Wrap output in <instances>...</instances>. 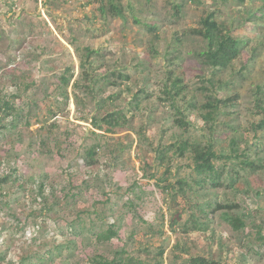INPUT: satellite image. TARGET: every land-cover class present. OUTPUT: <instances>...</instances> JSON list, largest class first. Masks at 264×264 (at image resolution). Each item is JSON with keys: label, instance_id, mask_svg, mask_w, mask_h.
Returning <instances> with one entry per match:
<instances>
[{"label": "rangeland", "instance_id": "obj_1", "mask_svg": "<svg viewBox=\"0 0 264 264\" xmlns=\"http://www.w3.org/2000/svg\"><path fill=\"white\" fill-rule=\"evenodd\" d=\"M113 1L0 0V264H264V0ZM210 15L242 41L226 68Z\"/></svg>", "mask_w": 264, "mask_h": 264}, {"label": "trees", "instance_id": "obj_2", "mask_svg": "<svg viewBox=\"0 0 264 264\" xmlns=\"http://www.w3.org/2000/svg\"><path fill=\"white\" fill-rule=\"evenodd\" d=\"M238 2H245L246 0H237ZM109 11H112L114 14L118 16H124L123 8L115 3L113 0H109ZM102 13L106 12V6L102 5L101 7ZM199 35L203 36L204 39L208 42V48L203 53V55L207 58L211 65L219 68L228 67L240 54L242 51L241 40L233 37L232 35L225 32L222 24H220L212 15L204 19L203 28L198 29L196 31ZM86 56L90 57L95 54L97 51L93 49L87 48ZM84 57H81V67L83 70L86 68V61H84ZM63 80L68 84L70 82V78L63 77ZM120 112H111L101 117L100 123L96 120L95 124L99 129H102L101 121L106 122L108 131L113 130L114 127L120 125ZM98 122V123H97ZM182 125H185V121L181 120ZM256 127L260 130L264 129V116L261 120L256 123ZM184 145V144H183ZM186 147V146H185ZM183 146V152L186 149ZM96 153L95 148H91L89 154L93 156ZM194 161H195V171L198 173L200 179L202 180H210L215 184H218L219 181L217 179L221 176L217 167L213 163V159L217 158L215 151H213L212 147L207 149H199L196 147L194 149ZM201 182V181H200ZM227 207H232L234 205H226ZM176 217L172 220L171 224H175L177 219ZM235 223H238L239 226L243 225L242 220L236 218L234 220ZM115 235V231H109L102 235L104 239L109 240ZM94 263H86V264H118L116 260L104 259L102 257H98L94 259ZM120 264H142L140 262L131 263V261L120 260ZM162 264V263H158ZM183 264H222L219 261L214 259L207 258L205 256H194L188 259L187 262Z\"/></svg>", "mask_w": 264, "mask_h": 264}]
</instances>
